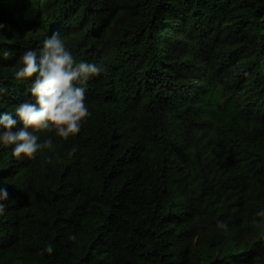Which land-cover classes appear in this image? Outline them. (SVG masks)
<instances>
[{
	"label": "trees",
	"instance_id": "16d2710c",
	"mask_svg": "<svg viewBox=\"0 0 264 264\" xmlns=\"http://www.w3.org/2000/svg\"><path fill=\"white\" fill-rule=\"evenodd\" d=\"M0 24L13 131L45 38L105 69L78 134L0 144V264H264V0H0Z\"/></svg>",
	"mask_w": 264,
	"mask_h": 264
},
{
	"label": "clouds",
	"instance_id": "9594fccd",
	"mask_svg": "<svg viewBox=\"0 0 264 264\" xmlns=\"http://www.w3.org/2000/svg\"><path fill=\"white\" fill-rule=\"evenodd\" d=\"M4 27L0 24V29ZM21 63L22 67L15 73L16 79L28 80L34 77L30 92L35 103L25 102L15 108V114L23 124V128L18 131H13L17 120L12 118L10 112L0 115V126L3 128L0 131V144L14 146L12 155L16 158L23 156L33 159L38 151L53 147L50 137L40 143L34 132L55 131L65 140L80 132L82 122L90 116L86 105V83L105 69L94 63L76 64L59 32L43 40L39 54L34 50L25 52ZM6 93V88L0 87V96ZM75 151L73 147L69 155ZM7 198V190L0 188V214L5 210L3 201ZM256 215L264 217V211ZM217 227L227 231V224L223 221L218 222ZM68 239L75 240L76 236L70 235ZM53 251L49 243L39 254H51Z\"/></svg>",
	"mask_w": 264,
	"mask_h": 264
}]
</instances>
